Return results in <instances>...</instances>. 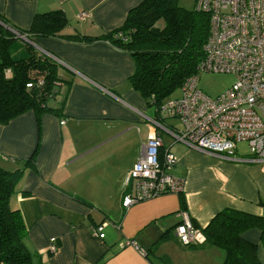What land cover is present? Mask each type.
Here are the masks:
<instances>
[{
    "label": "crops",
    "instance_id": "obj_1",
    "mask_svg": "<svg viewBox=\"0 0 264 264\" xmlns=\"http://www.w3.org/2000/svg\"><path fill=\"white\" fill-rule=\"evenodd\" d=\"M141 1L0 0V14L26 30L36 13L61 10L69 21L63 34L97 36L119 28ZM82 12L87 18H79ZM32 41L71 81L61 116L45 113L38 121L30 110L0 124V167L24 168L10 204L21 211L35 264H222L218 247L179 243L178 213L200 229L224 208L264 216V162L250 158L241 143L233 156L214 154L153 125L154 110L127 81L134 71L127 51L102 40ZM154 132L162 138L160 154L176 158L168 172L181 180L182 190L124 207L123 197L135 192V181L125 184V177ZM33 153V166H25ZM261 231L246 229L241 238L256 245L264 264ZM126 241L137 247L121 246Z\"/></svg>",
    "mask_w": 264,
    "mask_h": 264
},
{
    "label": "trees",
    "instance_id": "obj_2",
    "mask_svg": "<svg viewBox=\"0 0 264 264\" xmlns=\"http://www.w3.org/2000/svg\"><path fill=\"white\" fill-rule=\"evenodd\" d=\"M68 25L61 10L36 13L26 30L14 27L0 14L1 125L30 110L38 121L45 113L61 116L71 83L60 76L58 61L11 29L30 41L35 37L77 43L102 40L127 51L134 63L128 83L154 110V119L165 125L158 117L159 108L187 77L196 74L209 31V16L182 8L178 0H142L127 12L119 28L109 32L65 35L62 31ZM33 157L34 153L25 166H33ZM23 172L24 168L9 171L0 167V264H35L38 259L25 244L27 227L21 211L10 204ZM252 227L261 228L264 240V216L224 208L201 230L206 243L223 251L222 264H259L256 245L241 238V233Z\"/></svg>",
    "mask_w": 264,
    "mask_h": 264
},
{
    "label": "built area",
    "instance_id": "obj_3",
    "mask_svg": "<svg viewBox=\"0 0 264 264\" xmlns=\"http://www.w3.org/2000/svg\"><path fill=\"white\" fill-rule=\"evenodd\" d=\"M194 9L209 16L203 57L196 74L180 86L182 97L164 102L158 111L160 118L177 119L180 125H164L158 119L151 122L174 140L202 151L233 156L236 145L241 143L250 158L264 162V0H195ZM87 16L82 12L79 18ZM201 71L229 73L235 81L224 92L210 97L197 86ZM161 147L160 134H149L125 177V184L135 181V192L123 197L124 207L182 190L181 180L168 172L176 158L168 151L160 154ZM178 216L174 232L179 243H204L205 235L187 213L179 212ZM104 225L95 228L97 234ZM127 245L136 246L132 241L121 244Z\"/></svg>",
    "mask_w": 264,
    "mask_h": 264
},
{
    "label": "rangeland",
    "instance_id": "obj_4",
    "mask_svg": "<svg viewBox=\"0 0 264 264\" xmlns=\"http://www.w3.org/2000/svg\"><path fill=\"white\" fill-rule=\"evenodd\" d=\"M179 6L186 10H193L195 0H178ZM9 75V73H7ZM197 86L201 89L205 94L210 97H215L220 93L224 92L228 89L233 82L235 81V77L229 73L223 72H205L201 71L197 74ZM182 97L181 88L175 89L169 96L165 99V103L180 99ZM166 123L172 124L174 126L179 127L180 122L177 119H166ZM157 262V259H155Z\"/></svg>",
    "mask_w": 264,
    "mask_h": 264
},
{
    "label": "water",
    "instance_id": "obj_5",
    "mask_svg": "<svg viewBox=\"0 0 264 264\" xmlns=\"http://www.w3.org/2000/svg\"><path fill=\"white\" fill-rule=\"evenodd\" d=\"M23 40H25L26 42H29L30 44L34 45V43L32 41L28 40L27 38H23Z\"/></svg>",
    "mask_w": 264,
    "mask_h": 264
}]
</instances>
